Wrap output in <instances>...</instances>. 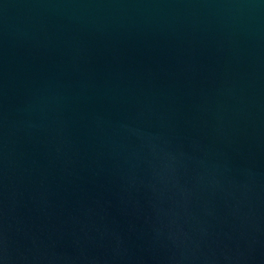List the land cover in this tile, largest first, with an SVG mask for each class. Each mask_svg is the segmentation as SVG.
<instances>
[{"label":"water","instance_id":"1","mask_svg":"<svg viewBox=\"0 0 264 264\" xmlns=\"http://www.w3.org/2000/svg\"><path fill=\"white\" fill-rule=\"evenodd\" d=\"M0 264H264V0H0Z\"/></svg>","mask_w":264,"mask_h":264}]
</instances>
